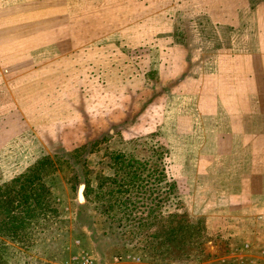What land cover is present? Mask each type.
Instances as JSON below:
<instances>
[{
    "label": "rangeland",
    "instance_id": "1",
    "mask_svg": "<svg viewBox=\"0 0 264 264\" xmlns=\"http://www.w3.org/2000/svg\"><path fill=\"white\" fill-rule=\"evenodd\" d=\"M259 32L264 0H0V264H264L263 151L244 184L197 156L204 79Z\"/></svg>",
    "mask_w": 264,
    "mask_h": 264
},
{
    "label": "crops",
    "instance_id": "2",
    "mask_svg": "<svg viewBox=\"0 0 264 264\" xmlns=\"http://www.w3.org/2000/svg\"><path fill=\"white\" fill-rule=\"evenodd\" d=\"M256 36L260 39L254 45L251 39L247 46L236 42L230 52L219 54L217 69L204 79L207 88L196 100L201 137L196 151L200 162L207 163L210 168L213 165L209 160H216L217 167L238 166L249 171L208 173L207 179L217 178L211 184L254 182L256 175L252 171L257 165V153L260 150L264 153V34L259 32ZM221 176L225 178L221 179ZM235 177L238 178L237 183ZM208 193L215 196L217 191L210 189ZM238 194L237 204L243 207H247L246 203L255 196L248 192ZM214 212L215 215L211 213L210 225L215 232L226 228L225 224H233L225 217L232 216L231 212L224 208Z\"/></svg>",
    "mask_w": 264,
    "mask_h": 264
},
{
    "label": "built area",
    "instance_id": "3",
    "mask_svg": "<svg viewBox=\"0 0 264 264\" xmlns=\"http://www.w3.org/2000/svg\"><path fill=\"white\" fill-rule=\"evenodd\" d=\"M72 261L74 263H71V262L68 261L65 264H94V261H93L92 257L89 256L85 252H82L77 257H74L72 259ZM128 264H145V263L141 262L138 257H133V258H131V260L129 261Z\"/></svg>",
    "mask_w": 264,
    "mask_h": 264
},
{
    "label": "water",
    "instance_id": "4",
    "mask_svg": "<svg viewBox=\"0 0 264 264\" xmlns=\"http://www.w3.org/2000/svg\"><path fill=\"white\" fill-rule=\"evenodd\" d=\"M81 187H83V189H82V191H83V190H84V186H80L79 191H80ZM78 193H79V192H78ZM82 202H83V201H82Z\"/></svg>",
    "mask_w": 264,
    "mask_h": 264
}]
</instances>
